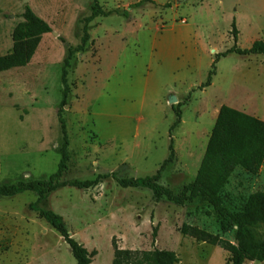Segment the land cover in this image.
<instances>
[{
	"label": "rangeland",
	"instance_id": "obj_1",
	"mask_svg": "<svg viewBox=\"0 0 264 264\" xmlns=\"http://www.w3.org/2000/svg\"><path fill=\"white\" fill-rule=\"evenodd\" d=\"M99 2L106 12L128 16L88 24L86 51L71 61L64 108L70 161L64 179L155 175L169 157L170 128L181 103V125L172 134L176 160L159 182L178 194L195 180L223 105L264 121V55L221 58L212 85L200 89L216 55L235 45L234 21L237 47L264 42V0ZM26 5L52 32L42 37L30 64L0 73V184L47 180L57 171L62 69L68 50L81 42L94 0H0V56L12 52ZM172 97L177 102L171 104ZM227 191L236 197L264 191V164L257 176L237 170ZM37 199L30 192L0 198V264H77L64 239L30 210ZM39 207L62 216L70 236L97 253L92 264H113L114 244L173 251L178 264H228L222 248L182 235L184 224L236 243L206 203L157 201L150 190L125 189L111 177L87 190L58 189ZM258 234L263 237L264 228Z\"/></svg>",
	"mask_w": 264,
	"mask_h": 264
},
{
	"label": "trees",
	"instance_id": "obj_2",
	"mask_svg": "<svg viewBox=\"0 0 264 264\" xmlns=\"http://www.w3.org/2000/svg\"><path fill=\"white\" fill-rule=\"evenodd\" d=\"M123 15L119 11L106 12L99 0H94L90 16L83 20V35L76 48L68 50L62 69L63 97L58 111V121L62 134L61 159L57 171L47 180L20 181L16 184H0V198H13L22 193H34L38 199L29 206L30 210L39 214L69 245L77 264H92L96 252L90 253L82 244L69 234L62 216L39 205L48 199L49 195L58 189L74 187L87 190L96 187L109 177L125 189H146L153 193L157 200H167L178 206L193 203L196 200L206 203L220 219L224 234L234 233L236 243L211 234L198 227L184 224L181 234L194 238L198 242L218 246L228 252V264H246L247 262L264 263V236L260 237L258 229L264 228V191H257L247 197H236L227 188L233 174L240 170L252 176H257L264 164V121L223 105L218 113L212 129L207 148L195 180L184 186L176 194L169 188L160 185L162 172L176 160V150L172 134L179 128L182 120L181 103L175 109L176 121L170 128L171 144L169 157L153 176L143 178H119L115 173L111 176H99L94 180L68 182L64 175L70 161V138L64 108L68 104L71 88L68 83L69 69L76 54L84 53L90 40L88 24L99 17ZM233 38L235 45L223 54L216 55V60L208 75L207 81L200 86L205 89L212 85L216 75V63L230 54L239 56L264 55V42L256 41L248 49L236 46L238 30L233 22ZM52 32L51 26L39 17L30 6L26 5L23 21L15 28L13 50L0 56V73L23 68L31 63L42 37ZM158 228L153 231L156 239ZM179 259L173 251H132L120 249L114 244L113 264H178Z\"/></svg>",
	"mask_w": 264,
	"mask_h": 264
},
{
	"label": "water",
	"instance_id": "obj_3",
	"mask_svg": "<svg viewBox=\"0 0 264 264\" xmlns=\"http://www.w3.org/2000/svg\"><path fill=\"white\" fill-rule=\"evenodd\" d=\"M28 0H25V2H27ZM175 102H177V99L175 98V97H172V99H171V104H173V103H175Z\"/></svg>",
	"mask_w": 264,
	"mask_h": 264
},
{
	"label": "crops",
	"instance_id": "obj_4",
	"mask_svg": "<svg viewBox=\"0 0 264 264\" xmlns=\"http://www.w3.org/2000/svg\"><path fill=\"white\" fill-rule=\"evenodd\" d=\"M218 113H219V111H218ZM218 113H217V116H218ZM216 119H217V117H216Z\"/></svg>",
	"mask_w": 264,
	"mask_h": 264
}]
</instances>
